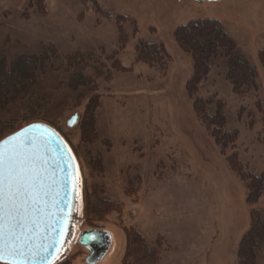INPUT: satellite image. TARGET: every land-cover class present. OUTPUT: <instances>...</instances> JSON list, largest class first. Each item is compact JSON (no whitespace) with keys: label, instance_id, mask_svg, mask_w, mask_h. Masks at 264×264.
I'll use <instances>...</instances> for the list:
<instances>
[{"label":"rangeland","instance_id":"obj_1","mask_svg":"<svg viewBox=\"0 0 264 264\" xmlns=\"http://www.w3.org/2000/svg\"><path fill=\"white\" fill-rule=\"evenodd\" d=\"M199 17L221 22L234 43L230 54L256 67V90L232 89L218 49L196 93H188L193 62L173 32ZM139 42L163 44L169 59L136 60ZM48 46L56 58L45 78L37 73L36 80L52 89L15 105L14 118L21 125L27 118L51 124L74 157L75 213L52 264H85L88 251L76 239L89 228L111 234L109 250L96 264H122L128 228L158 247L157 264H237L250 210L258 208L264 217V190L248 205L245 185L226 159L235 150L245 169L264 175V0H0V49L9 52L8 62ZM78 75L88 84L72 88ZM93 96L95 136L87 145L80 125ZM197 97L224 103L234 148L222 153L215 144L194 113ZM59 102L52 114L39 109L40 103ZM208 108L215 110L213 103ZM11 113L2 118L9 122ZM74 114L77 121L68 126ZM96 155L101 169L90 166ZM256 264H264V244Z\"/></svg>","mask_w":264,"mask_h":264},{"label":"trees","instance_id":"obj_2","mask_svg":"<svg viewBox=\"0 0 264 264\" xmlns=\"http://www.w3.org/2000/svg\"><path fill=\"white\" fill-rule=\"evenodd\" d=\"M119 19H122V17L119 16ZM173 39L176 46L189 55L193 62V74L186 84L189 94L196 93L197 86L201 82L202 77H205L210 60L216 56L218 49L223 50L226 56L227 78L232 85V89L242 93L249 89L256 90V80L258 77L256 67L251 66L248 62L236 59L233 53L230 54V49L233 48L234 43L229 39L218 19L210 17L192 19L187 23L179 25L174 30ZM42 50L40 54L35 56L27 55L9 58L8 62L6 60L8 57L6 56L9 55V52H4L0 49V139L23 126L21 125L23 123H16L17 120L14 118L15 111L18 109L15 105L25 99L26 102H31L30 100L35 95L41 98L45 91H51L52 89L49 85L43 84L41 80H36V77L38 74H41V77L45 78V73L50 69L48 64L56 58V51L49 46ZM135 50L136 60L138 61L150 62L152 64L163 59H169V53L161 43L143 44L139 42L135 45ZM69 60H72L71 57H69ZM259 62L262 65L261 68H264V50L259 54ZM73 80L75 83L72 82V88L73 86L79 87L88 84L81 75H78V77L74 76ZM87 82L89 81L87 80ZM94 98V96L91 98L93 99L92 103L88 102L80 125L87 145L94 140L95 136L93 133L95 132L94 107L97 106V101ZM211 103L215 106L214 112L208 108V104ZM60 106L61 102L55 104L40 103L39 109L41 112L52 114ZM14 108L15 110H13ZM193 110L200 122L206 127L215 144L220 147L222 153L227 148L235 147L236 134L226 129L224 103L220 99L213 101L212 99H202L200 97L194 98ZM261 110V121L264 125V108ZM8 112H12L9 122L2 118ZM48 114L45 116L49 119L47 122L52 123ZM29 122L30 120L27 118L24 125ZM49 125L52 126L51 124ZM55 130L58 131L56 128ZM226 159L230 169L245 185L246 203L248 205L256 204L264 190V175L254 174L245 169L241 165L235 150L226 156ZM89 162L90 166L94 165L96 167L97 165L96 168H102L103 164L98 155L91 158ZM105 203L107 202L105 201ZM89 207L92 212L97 213L99 210L93 204H90ZM109 209L111 208H108L107 211ZM249 217L250 226L242 235L236 249L237 264H256L259 250L264 244V217L261 210L252 208ZM125 237L126 246L122 264L158 263V247H151L140 232L134 228H128L125 229ZM56 264H70V262L63 259L59 260Z\"/></svg>","mask_w":264,"mask_h":264},{"label":"water","instance_id":"obj_3","mask_svg":"<svg viewBox=\"0 0 264 264\" xmlns=\"http://www.w3.org/2000/svg\"><path fill=\"white\" fill-rule=\"evenodd\" d=\"M73 117L78 116L74 114L69 120ZM69 120L67 125L72 126ZM29 125L42 127L29 128ZM22 129H27V132H22V136L31 138L41 157L39 168L42 173L43 189L40 191L38 203L34 205L29 201L27 213L22 212L17 217L18 221L25 225L22 231L19 228L17 231L27 240L23 246V255L17 259L19 264H52L67 243L75 213L74 158L67 143L48 124L31 122L16 131ZM66 164L67 171L64 170ZM76 241L88 251L84 263L96 264L106 255L111 237L105 229L89 228L81 231ZM0 263L6 264L5 261Z\"/></svg>","mask_w":264,"mask_h":264},{"label":"snow or ice","instance_id":"obj_4","mask_svg":"<svg viewBox=\"0 0 264 264\" xmlns=\"http://www.w3.org/2000/svg\"><path fill=\"white\" fill-rule=\"evenodd\" d=\"M76 119L73 117L69 124H75ZM22 132H27V129L0 139V261L6 264H19L17 257L23 255L27 240L17 231L25 228L17 217L22 212L27 213L29 201L34 205L38 203L43 189L39 168L41 157L31 138L22 136ZM67 167L66 164L65 171Z\"/></svg>","mask_w":264,"mask_h":264}]
</instances>
